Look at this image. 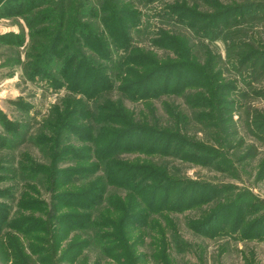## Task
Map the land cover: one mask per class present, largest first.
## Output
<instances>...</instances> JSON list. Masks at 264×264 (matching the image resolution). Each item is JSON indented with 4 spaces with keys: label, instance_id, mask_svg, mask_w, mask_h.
I'll use <instances>...</instances> for the list:
<instances>
[{
    "label": "trees",
    "instance_id": "16d2710c",
    "mask_svg": "<svg viewBox=\"0 0 264 264\" xmlns=\"http://www.w3.org/2000/svg\"><path fill=\"white\" fill-rule=\"evenodd\" d=\"M153 1L142 0V3ZM132 3L128 0H0V19L21 16L28 29L25 61L20 64L24 78L29 82L40 81L53 92L64 91L58 103L50 107L39 132L29 140L52 163L45 165L27 151L22 152L16 168L9 170L18 173L21 182L25 181L23 190L16 196L15 186L0 188V236H5L4 245L9 251L10 246L18 250L19 254L16 250L14 254L20 261L24 250L31 255L36 251L8 235L16 231L26 238L40 224L32 217L33 212H39L44 218L43 224L48 226L44 232L47 239L42 240L45 248L37 250L40 254L36 259L40 264L64 260L66 264L72 263L75 257H69L70 248L82 250L95 243L102 256L114 264H139L144 254H136L133 245L143 244L141 240L145 236L152 241L149 242L150 258L155 264H175L172 251L188 255L193 244L180 235L168 214L200 203L208 204L214 199L213 193L222 192L203 183L171 180L162 174L167 172L164 162L163 167L158 168L150 162H131L120 157L124 153H138L181 160L193 158L197 163L213 165L222 155L221 147L231 148V140L223 137L224 125L229 126L231 133L235 129L234 122L226 116L233 111L235 102L225 100L222 87L227 83L221 84L208 67L212 62L209 52L204 55V68V64L200 66L192 61L195 59L186 41L179 42L173 38V33L167 32L172 30L160 28L152 35L158 38L152 37L149 42L155 48L164 49L162 56L133 45L132 34L139 32L134 31L139 24L136 17L144 15L130 10ZM188 3L150 7V11L164 18H175L176 23L194 31L196 36L198 31L204 30L201 39L212 42L221 38L227 64L234 63L241 69L246 66L243 83L252 88L253 79L264 74V47L255 40L264 37V0H191ZM222 17L224 20L216 21ZM214 24L216 26L212 27ZM179 36L187 40L186 36ZM24 42L22 34H0V44L13 47L22 46ZM14 61L18 63L19 58ZM180 71L185 75L173 76ZM191 82L194 83L189 84ZM204 84L211 85L210 92H206L209 88ZM183 87L201 89L182 95L189 107L213 111L212 115L206 114V118L216 130L210 138L215 146L205 149L196 141L184 139L177 132V125L188 124L187 116L169 100L162 102L168 117V124L163 128H159L162 124L154 116L151 105L145 107L150 118L147 120L145 112L136 113L123 103V98L140 102L179 95ZM114 91L119 94L117 99L111 97ZM21 107L26 112L30 109L27 104ZM193 114L196 118V112ZM198 116L203 118L204 112ZM2 122L9 139L0 136V145L7 141L11 145L23 144L24 133L19 125L6 118ZM261 126L256 128L259 130ZM240 145L235 144V147ZM191 150L195 151L193 155ZM206 153L207 157L199 158ZM242 159L236 156V161ZM71 161L74 167L59 168L60 163L67 165ZM1 167L2 161L0 171ZM217 169L223 171L221 166ZM263 176L264 172L260 171L258 177ZM5 179L0 176V181ZM36 180L46 182L47 187L42 186L50 193L48 201L34 198L33 195L41 196L36 187L27 183L34 184ZM65 185H76L77 189L60 192ZM108 186L124 189L126 194L106 195ZM236 200L228 201L224 209L211 211L209 208L206 214L203 211L200 218L187 220L186 227L208 238H234L239 234L240 240H251L264 235V226H260L264 217L246 220L256 208L252 199L243 198L242 203ZM60 208L72 211L59 214ZM245 209L248 212H244ZM23 212L30 214L23 216ZM70 221H73L70 232L75 233L68 241H75L68 243L69 232L62 226L69 225ZM28 226L33 228L27 230ZM136 230L138 235L134 236L132 233ZM58 251H61L59 255ZM95 264H99L98 261Z\"/></svg>",
    "mask_w": 264,
    "mask_h": 264
},
{
    "label": "rangeland",
    "instance_id": "374dc122",
    "mask_svg": "<svg viewBox=\"0 0 264 264\" xmlns=\"http://www.w3.org/2000/svg\"><path fill=\"white\" fill-rule=\"evenodd\" d=\"M128 1H133V6L130 10H138L142 15H144L136 17L139 24L136 26L137 29L135 28L134 31L139 30V32H134L132 34L133 45L148 48L149 50H152V53L162 56L164 49L153 47L150 44L149 39L152 37L158 38L154 37L155 35H152L159 28L165 31L172 30L167 32L173 33V38H176L179 42L186 41V45L190 46L195 59H192L194 63L200 66H203L204 64L205 68L206 62L204 63V55L209 52L212 62H210L208 67L215 73V75H217V79L221 84L227 83L222 87V89H224L223 93L226 96L225 100H227V102H235V105L232 107L233 111L226 113V116L231 118V123L234 122L233 126L235 129L233 133H231L229 126L224 125L225 128L222 129L224 132L223 137H228L231 140V148L230 150H227V148L221 147L220 154L222 155L213 165L210 164L206 166L205 164H201L199 162L197 163L192 161L193 158L192 160H181L172 156H146L138 153H124L120 155V157L125 160L131 162H150L157 165L158 168H162L164 162L167 165V172L166 174L164 172L162 174L171 180H177V182L191 181L199 184L203 183L204 185L213 186L222 190L221 193H213L215 194L214 199L208 204L200 203L182 212L168 214V216L176 223L178 230L180 231V235L183 236L185 240L193 244L188 255L177 254L175 251H172V257L174 258L175 264H264V235L252 238L251 240H240L238 237L239 234H237V236L233 235L236 236L234 238H208L196 235L186 227L187 220L200 218L203 211L206 214V211H213L215 208L224 209L225 206L223 205H225L228 201L233 200L232 202H235V198L237 199V203H242L243 198L252 199V203L256 208L251 215H248L246 218L247 221L252 220V218L264 217V176L258 177L260 171L261 173L264 172V129L262 130L264 126V74L261 73L260 76L255 78L256 80L253 79L254 86L252 88L246 87L243 83L244 76L247 73V71L245 72L244 70L246 66L243 65L241 69L234 63L232 65L227 64L225 44L221 38L212 42L208 39H201L199 37L204 33V30L198 31L199 35L196 36L194 31L190 32V30L185 28L182 24L176 23L174 21L175 18H164L161 14L160 17L159 15L152 14L153 12L150 11L152 7L155 8L160 7L161 5L171 4L180 5L185 4V2L188 3L191 0H155L150 2V4H143L142 0ZM221 1L226 2L228 0ZM205 8L206 7H202V9ZM223 18L224 17L216 21H221ZM169 19H171V21ZM211 26L215 27L216 25L214 24ZM6 32L17 33L18 35L22 34L25 36V42L22 46L9 47L7 45L0 44V136L9 139V134L6 133L5 130L6 127L1 126L4 124L3 122L1 123L4 118L12 123H17L20 127L21 133H24L22 136L24 137L23 144L16 143L11 145V143L6 140L7 142H3L0 145L2 146L0 147V161H2L3 166L1 167L3 169L0 171V176L6 177L5 180L0 181V188L15 186V195L19 196L25 186V181L21 182L18 173H12L9 169L16 168V162L18 161L20 153L25 151H27L31 157L41 161L45 165H50V163H52L51 159L47 157L46 154L44 155L42 150H40L37 145H32L29 140L39 132L42 122L48 117L47 115L50 107L58 103L59 98L64 94V91L60 90L59 92H53L40 81L29 82L24 78L20 64L25 61L26 46L29 38L28 29L23 22V17L13 16L7 19H0V34H4ZM179 35L184 37L186 36L187 40L180 38ZM255 40L258 41L260 47H264V37L259 36ZM18 58L19 61L17 63L14 60H17ZM160 59L162 60L164 58ZM181 67L182 66L179 68ZM181 73L183 72H176L173 76H178ZM183 74L185 75V73ZM177 78H179V76ZM193 83L194 82H191L189 84ZM204 86L209 88L206 92H210L211 85L204 84ZM222 89L220 90L221 94ZM198 91H201V89L193 87H188L186 89V87H183L179 95H165L159 99L152 100L150 98L140 102H132L123 98V103L127 108L134 110L136 113H138L139 110L145 112L144 116L147 117V120L150 118L148 117L149 113L145 107L151 105L154 107V116L159 119V123L162 124L159 125V128H163L166 124H168V117L164 111L162 102L169 100L175 105H178L179 108L185 112L188 119V124L177 125V132L184 139L196 141L199 146L206 147L205 149H207L216 145V143L210 139L213 135H215L216 130L210 126L211 120H207L206 118V114L212 115L213 111L211 109L205 110L201 107H189L188 104H186L187 102L182 98L183 94H192ZM111 97L112 99H117L119 94L114 91L111 93ZM15 102H20L21 104H16ZM24 104L30 106L28 112L22 109L21 106ZM227 106L228 105H226V107ZM193 112H196V118L202 125L195 117H193L195 116ZM200 112H204L203 118L198 116V113ZM255 120L257 122H255ZM254 122L255 126H252ZM148 124L151 125L150 122H148ZM259 124L262 126L261 129L258 130L256 127ZM215 139H217V137ZM235 144L241 145L240 147H235ZM214 148L216 149V152H218V148ZM194 152L195 151L193 150L190 151L192 155ZM208 152L210 153V151ZM207 154L208 153L202 154L199 158L207 157ZM233 154L235 158H232ZM192 155H189V157ZM236 156H241V158L244 159L236 161ZM223 157H226V160L222 159ZM10 160H13V162L10 163ZM66 164L67 165H63L60 163L59 168H63V170L72 168L74 162L71 161ZM220 166L223 171L217 169ZM33 183L34 184H27L36 187L41 196L39 197L38 194L33 195L34 198L48 201L50 193L45 191V188L43 187H47L46 182L42 181V183H40L36 180L33 181ZM223 185L224 187H220ZM76 189V185H65L60 189V192ZM109 193H116V195L126 194L124 189H120L115 186H108L106 195ZM248 193L253 195L256 200H253ZM62 202L68 204L66 201ZM71 211L72 210L68 208H60L59 214ZM244 212H248V210L245 209ZM28 214L30 213H22L23 216ZM32 214V217H34L35 220H39L40 224L36 225V230L29 232L27 237H35L39 238V240L35 239L34 242L28 241L27 237H23L16 231H12L8 236L18 238L17 243L20 245L29 244L30 247L36 251V253L31 255L29 251L24 250L21 257L22 261H20L17 256L19 254L17 252L18 250L14 246H10L9 251L4 245L5 236H0V264H40V262L36 259L40 254L37 250L45 248L42 244V240L47 239L44 232L48 226L43 224L42 220H44V218H42V215L39 212H33ZM72 222L73 221H70L69 225L62 226L67 232H69V235L66 237V242L69 239H73L71 237L75 233L70 232ZM260 226L262 228L264 226V222H262ZM30 227L32 226H28L26 229L28 230ZM132 234L137 236L138 230ZM235 238L237 239L235 240ZM74 241L75 240L68 241V243ZM141 242L144 243L133 245V251H135L136 254H144V258L141 260V263L139 262V264H155L150 258L152 251L149 247V242H152L151 239H149L148 236H145L142 238ZM64 244L65 242H62L61 246H64ZM62 248L63 247H60V249ZM70 249L71 252L69 257L72 258L74 256L75 260L68 264H95L96 261H98L99 264H114L113 261L102 256L101 250L96 243L85 247L82 250H79V248H77V250L76 248ZM15 250L17 255L14 254ZM60 252L61 251H58L57 254L59 255ZM181 255L185 256L181 257ZM64 261L57 262L56 264H66Z\"/></svg>",
    "mask_w": 264,
    "mask_h": 264
}]
</instances>
